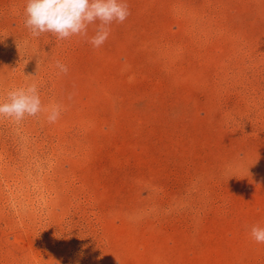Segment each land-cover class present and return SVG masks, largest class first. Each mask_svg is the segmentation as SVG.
Wrapping results in <instances>:
<instances>
[{
	"label": "rangeland",
	"instance_id": "obj_1",
	"mask_svg": "<svg viewBox=\"0 0 264 264\" xmlns=\"http://www.w3.org/2000/svg\"><path fill=\"white\" fill-rule=\"evenodd\" d=\"M126 3L95 48L0 0V97L61 108L0 118V264H264V0Z\"/></svg>",
	"mask_w": 264,
	"mask_h": 264
},
{
	"label": "clouds",
	"instance_id": "obj_2",
	"mask_svg": "<svg viewBox=\"0 0 264 264\" xmlns=\"http://www.w3.org/2000/svg\"><path fill=\"white\" fill-rule=\"evenodd\" d=\"M128 15L126 0H26L24 9L25 26L34 37L46 32L60 40L74 35L86 36L88 25L99 21L95 35L89 40L95 48L107 40L109 26L114 21L123 23ZM56 66L61 72L68 71L67 66L59 62ZM44 111L50 123L56 122L61 114L59 105L45 109L34 83L12 88L5 97H0V118L19 123ZM250 235L255 242L264 243V227L253 226Z\"/></svg>",
	"mask_w": 264,
	"mask_h": 264
}]
</instances>
